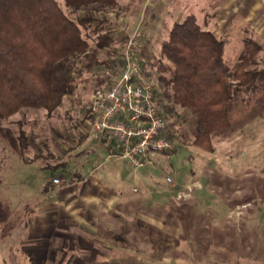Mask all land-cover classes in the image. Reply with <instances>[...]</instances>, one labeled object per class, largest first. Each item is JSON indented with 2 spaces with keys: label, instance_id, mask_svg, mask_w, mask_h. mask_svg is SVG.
Here are the masks:
<instances>
[{
  "label": "rangeland",
  "instance_id": "obj_1",
  "mask_svg": "<svg viewBox=\"0 0 264 264\" xmlns=\"http://www.w3.org/2000/svg\"><path fill=\"white\" fill-rule=\"evenodd\" d=\"M58 1L77 15V9ZM94 13L103 25L84 30L89 49L66 60L59 71L75 78L73 93L52 113L25 108L0 118V234L11 232L1 240L6 263L0 264H32L26 252L17 250L28 216L24 209L39 204L49 178L79 189L75 205L87 203L96 226L84 229L67 217L64 223L70 227L59 237L35 238L43 250L32 253L33 264H264L261 94L236 96L231 125L213 133L211 150L193 143L201 111L170 102L173 111L166 118L175 148L135 164L90 132L86 109L95 90L105 86H98L97 78L114 67L131 34L121 0ZM103 32L113 35L108 46L98 42ZM162 33L144 62L158 55L169 29ZM257 40L264 43V38ZM237 45L234 38L225 50L231 66L240 54ZM152 70L156 86L166 89L168 75L160 81L158 69ZM15 223L20 226L12 227ZM82 254L90 259L82 261Z\"/></svg>",
  "mask_w": 264,
  "mask_h": 264
},
{
  "label": "trees",
  "instance_id": "obj_2",
  "mask_svg": "<svg viewBox=\"0 0 264 264\" xmlns=\"http://www.w3.org/2000/svg\"><path fill=\"white\" fill-rule=\"evenodd\" d=\"M64 1L67 7L78 10L76 16L66 12L58 0H0V118L25 108H44L52 113L76 88L75 78L59 71L66 60L89 49L84 30L103 25L94 10L113 6L116 0ZM112 40L110 32L99 34L101 46L110 45ZM227 42L190 13L173 23L158 55L144 62L152 76V68L158 69L160 81L168 75L167 88H157L166 114L173 111L170 102L201 111L203 120L193 143L209 150L213 133L231 125L232 104L239 93H260L264 105V43L246 38L231 66L225 57ZM106 66L110 61L106 60ZM97 82L107 86L111 77L99 74ZM86 115L92 116L90 107ZM165 133L172 137L169 124ZM25 139L20 136L22 142ZM102 141L111 152L119 151L115 139L104 137Z\"/></svg>",
  "mask_w": 264,
  "mask_h": 264
},
{
  "label": "crops",
  "instance_id": "obj_3",
  "mask_svg": "<svg viewBox=\"0 0 264 264\" xmlns=\"http://www.w3.org/2000/svg\"><path fill=\"white\" fill-rule=\"evenodd\" d=\"M121 3L125 12L123 18L127 21L128 27L131 24V30L129 28L128 31L132 33L136 28H140L141 43L138 54L142 58L151 57L149 53L159 42V36L163 34V30H170L175 21L184 19L190 13L195 14L205 28L213 30L218 36L227 38L226 48L234 38L238 40L237 50H242L245 39L248 37L264 38V0H121ZM177 17L179 20L176 19ZM145 52L148 53L146 56ZM102 145L109 149L104 142ZM51 180L49 178L44 184L39 204L36 203L24 209L28 216L26 215L24 232L18 242L21 244L17 245V250L26 252V258L30 259L32 264L35 260L34 257L32 258V253L43 250V247L39 245L42 242H35V238L59 237L61 232H65V228L70 227L64 223L67 217L69 221L79 222L80 227L84 229L94 230L96 226V222L89 219L87 209L89 205L85 203L78 208L75 205L74 196L80 194L79 189L72 183L58 186ZM66 199H68L67 202H65ZM80 220L85 223H80ZM19 226L20 224L15 223L12 227ZM10 233L0 234V243L5 237H10ZM79 257L82 261L90 259L83 254ZM5 259L0 250V260L6 263Z\"/></svg>",
  "mask_w": 264,
  "mask_h": 264
},
{
  "label": "built area",
  "instance_id": "obj_4",
  "mask_svg": "<svg viewBox=\"0 0 264 264\" xmlns=\"http://www.w3.org/2000/svg\"><path fill=\"white\" fill-rule=\"evenodd\" d=\"M140 36V28H136L120 48L118 60L108 73L111 83L92 95L89 121L95 139H115L119 151L114 153L138 165L150 162L158 152L175 148L165 133L163 97L138 54ZM53 181L60 183L61 179L53 177Z\"/></svg>",
  "mask_w": 264,
  "mask_h": 264
}]
</instances>
